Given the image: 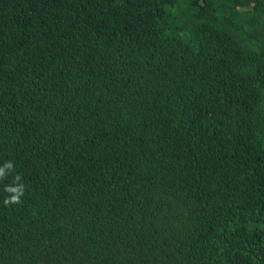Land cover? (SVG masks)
Returning <instances> with one entry per match:
<instances>
[{
    "label": "trees",
    "instance_id": "16d2710c",
    "mask_svg": "<svg viewBox=\"0 0 264 264\" xmlns=\"http://www.w3.org/2000/svg\"><path fill=\"white\" fill-rule=\"evenodd\" d=\"M0 264H264V0H0Z\"/></svg>",
    "mask_w": 264,
    "mask_h": 264
}]
</instances>
